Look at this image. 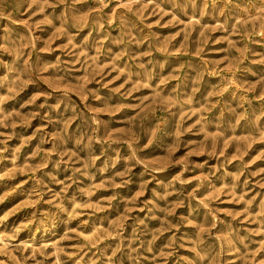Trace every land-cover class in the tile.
<instances>
[{
    "label": "rangeland",
    "instance_id": "obj_1",
    "mask_svg": "<svg viewBox=\"0 0 264 264\" xmlns=\"http://www.w3.org/2000/svg\"><path fill=\"white\" fill-rule=\"evenodd\" d=\"M9 28L34 50L0 61L39 59L44 76L15 89L0 63V232L23 249L5 241L0 264H194L206 231L211 264H264V14L242 0H49L0 20V43ZM76 81L110 98H84L111 121L92 153L56 139L79 131L54 108L61 89L83 108ZM37 209L57 226L22 227Z\"/></svg>",
    "mask_w": 264,
    "mask_h": 264
},
{
    "label": "clouds",
    "instance_id": "obj_2",
    "mask_svg": "<svg viewBox=\"0 0 264 264\" xmlns=\"http://www.w3.org/2000/svg\"><path fill=\"white\" fill-rule=\"evenodd\" d=\"M244 3V7L246 10L257 9L261 14H264V0H242ZM49 0H0V20L10 19L12 16V12L16 11L23 5H27L29 9H31L35 5L40 6V10L43 11L44 8L48 5ZM239 6V5H238ZM69 7L71 4L69 3ZM68 17L60 18V22L62 24L67 25L69 23ZM95 23L99 25L101 22V18H94ZM49 24L52 21H48ZM55 27V25H53ZM5 37L2 39V43H0V48L3 50H11L18 45H23L24 43L29 44V50H34V45L32 44L31 38L27 35L21 37L19 33L14 32L9 28V30L5 33ZM86 47H91V45L86 44ZM67 51L75 57L77 52L72 51L70 47ZM107 55V52H106ZM0 63H4L0 61ZM5 68L9 73L14 75V79L9 81L12 88L20 89L27 83H35L38 84L40 79L43 78L44 72L41 68V62L39 59L36 61H29L28 63H24L22 58H18L11 66L4 63ZM70 68L69 64L60 61L57 65L56 75L62 78V82L67 84L70 80H73V76L68 69ZM139 76L140 73H137ZM91 78H94L91 77ZM103 79V77H101ZM103 87V85H101ZM11 91V89H10ZM61 95L57 98L56 103L54 105L55 111L60 114V120L68 121L70 124L72 122V118L78 119L80 121V128L78 132H74L72 135H69L67 132V126L63 129L62 134L58 136L56 139L59 141V145H65L68 142H71L75 139L77 143L78 149L82 151H87L88 153H92L93 147L96 144H99L101 147L105 145V137L107 135V129L111 123L109 120L101 119V113L96 110H91V104L85 100V97H91L94 101H99L101 104L107 106L108 100L110 98H105L100 95L98 89L87 88L80 84L79 81H76V92L79 93L80 99L83 101V108H81L80 104L77 103L76 100L73 99V95L70 89H61ZM38 97H34L32 101L29 103H34L35 99ZM2 101H0V114L3 113ZM2 122V121H0ZM103 131V134H101ZM139 163L135 153L129 158L128 165L129 167L133 166V164ZM187 167H185V171H187ZM3 176H0V179H3ZM238 179V178H237ZM53 182H56L57 177L54 175L51 177ZM184 183V181H180ZM36 195V200L33 201V205L39 202V194ZM55 196V193H52ZM63 196V193L60 194ZM73 204L76 205L77 208H80L81 205L76 204L75 200L72 201ZM55 206L58 207L59 212L67 213L69 208L65 207L63 201L57 198L54 202ZM204 207L207 208L208 204H204ZM7 219V216L0 217V225L3 224V221ZM57 220L56 211L53 209H49L44 212H40L37 209L33 212L32 217L24 224L22 227H28L29 225L34 226L37 230L48 231L50 229L55 228ZM215 217L212 218V223H215ZM67 223V221H64ZM14 234V233H13ZM217 237L210 231H206L205 233L199 235L195 240L190 243L198 250L197 255L194 260V264H211L213 258L216 253L217 247ZM236 242L244 244L245 247L248 246L245 243V240L240 237L235 238ZM5 241L15 249L23 250L20 246L12 243L10 237L5 232H0V245L4 244ZM229 243H232L229 241ZM174 247H183L185 244L184 240H181L179 243L173 242ZM143 247L144 244H141ZM147 251H151V242L147 244ZM32 260L36 261V256H32ZM56 264H61L60 260L57 259Z\"/></svg>",
    "mask_w": 264,
    "mask_h": 264
}]
</instances>
